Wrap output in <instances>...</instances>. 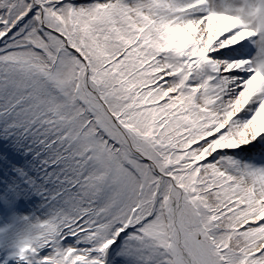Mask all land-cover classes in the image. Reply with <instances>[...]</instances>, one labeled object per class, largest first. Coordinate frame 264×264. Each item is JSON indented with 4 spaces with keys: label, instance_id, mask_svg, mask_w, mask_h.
I'll return each mask as SVG.
<instances>
[{
    "label": "rangeland",
    "instance_id": "374dc122",
    "mask_svg": "<svg viewBox=\"0 0 264 264\" xmlns=\"http://www.w3.org/2000/svg\"><path fill=\"white\" fill-rule=\"evenodd\" d=\"M182 1L0 0V32L11 29L0 39V52L10 50L0 57L4 67L14 65L9 84L28 110L27 124L11 114L1 125L14 137L16 126L38 133L51 125L63 149L41 188L42 197L56 191L55 198L24 209L21 194L9 195L0 183V264H264V0H248L249 10L236 0L245 25L222 37L231 23L224 17L234 13L213 10L219 0H205V12L201 0ZM187 15L199 19L195 32L174 23ZM80 20L89 31L109 30L111 44L120 39L105 69L107 52H89ZM62 52L69 69L51 65ZM221 58L249 87L231 114V105L218 102L229 80ZM4 67L0 108L13 92ZM245 124L250 137L238 132ZM151 131L164 148L149 145ZM211 183L212 193L197 190ZM203 197L225 202V211H203ZM224 214L236 220L227 235H240H209Z\"/></svg>",
    "mask_w": 264,
    "mask_h": 264
},
{
    "label": "trees",
    "instance_id": "16d2710c",
    "mask_svg": "<svg viewBox=\"0 0 264 264\" xmlns=\"http://www.w3.org/2000/svg\"><path fill=\"white\" fill-rule=\"evenodd\" d=\"M102 15H105V13H103ZM76 28H78L80 31H84L85 36L90 38L92 46L88 48V50L91 54H95L94 57H96L97 52L100 51L104 53L107 52L105 53L106 55L104 56V58L100 60V63L102 62V60H105L107 65V61L109 59L108 57H110V54L113 53L116 49L119 50L121 49V47H118L120 46V39L114 40L112 44L109 43L111 34L107 29L104 31V30H97L94 28L91 31L89 30L85 31V25L84 27L77 25ZM9 30L11 31V29H6L3 30V32H0V39L3 38L5 31L8 32ZM120 35H122L121 30H120ZM96 36H99L98 43H96L97 41ZM118 40L119 43H117ZM121 42H123V40H121ZM1 43L2 42H0V44ZM116 43L117 46L113 48V45H115ZM9 50L10 48L8 47L6 49H2L0 54L6 53ZM6 64H8V61L5 60V58L0 57L1 68L4 67ZM114 64H117L116 61ZM13 66L14 65L4 67V72H3L5 73V77H7V82L5 84L7 85V87H10L13 90V92L12 94H10L8 91H6L5 98L4 96H2V100H6V102H4V104L2 105L3 107L0 108V163H2L3 165V169L0 172V181H1L0 183L2 184L3 187H5L4 189L6 190V193H8L9 195H14L15 193L19 192L21 194V198H19L21 205L24 207V209H28L30 205L31 207H33L34 205L36 206L38 205V203L41 202V200L46 201L49 198L53 199L55 198L54 196L58 195L57 194L58 192L51 191L44 198V196L43 197L41 196V194L43 193L41 188L42 185H45L48 182V180L44 181L43 178H46L48 176V173L52 169L58 168L57 161L63 159V155H62L63 149L61 148L62 147L61 144H59L61 141L57 134V131L51 125H49L48 131L45 130L44 132H38V133H36V130H34L33 125L28 124L24 128H19L16 126L15 132L20 133L19 135H16V137H14L13 135L8 136V133L5 132L7 128L3 127L1 123L7 125L8 124L7 120H11L12 118L11 114L15 115L16 121L18 119H21L24 123L28 121V114H27L28 110H26L23 107V104L20 105L17 104L18 103V99H16L17 95L14 94L15 90L9 84L10 81L8 75H12V73L9 72L10 71L9 69H13ZM73 116L74 115L71 114L67 119ZM26 130L27 131L29 130V132L28 133L25 132ZM32 131L33 133H30ZM20 138L25 142L23 145L18 143ZM73 147L75 148V146ZM17 160L19 163L26 165V166H21L26 169V172H22L21 170L19 172V169L14 164V161ZM39 178L42 180L40 184L38 183ZM85 182L86 180H84L83 183ZM214 189H215L214 183H211V184H201L200 188L197 190H199L200 193L207 191L212 193ZM203 202H204L202 205V208L204 209L203 211L209 212L211 216L218 213V211H222V210L225 211L224 209H226V207H223L225 202L218 204L217 200L212 202V200H210L209 198L207 199L205 197H203ZM43 205L44 203L41 206ZM204 206H208V207H204ZM230 217L231 216L229 214H224L221 219L215 220V222H218V224L215 228H211L212 232L210 231L209 235L210 236H215V235L235 236L236 234L240 235L241 233L239 232H235L234 234L227 235V233H232L231 229L233 228V224L236 221L234 218L230 219ZM224 220H229L230 221L229 225H225ZM141 231L143 232V228L141 229ZM249 232L250 231H244L243 233L246 242H248L247 238H249L248 237ZM131 237L135 238L136 241L139 240L136 236H131ZM146 239L148 238L146 237ZM242 257H243L242 254L237 256L239 260ZM219 263L221 264V260Z\"/></svg>",
    "mask_w": 264,
    "mask_h": 264
},
{
    "label": "bare ground",
    "instance_id": "6f19581e",
    "mask_svg": "<svg viewBox=\"0 0 264 264\" xmlns=\"http://www.w3.org/2000/svg\"><path fill=\"white\" fill-rule=\"evenodd\" d=\"M193 1L194 0H184V1H182L183 3H181V4L182 5H184V4L186 5V4H189L190 2H193ZM201 3H202V8H201L202 11L205 12V11H209L210 10V6H209V2L208 1L201 0ZM235 3H236V0H219L217 2H213L214 6H215L213 10H223V11H221L222 13H227L228 12V13H234L235 14V17H233L231 19L229 17H226V16L224 17V18H226V21L228 19L231 20V23L223 26V33L219 37H222L223 35H226L228 33V31L231 30V29H238L239 27L245 25V22L242 20L243 19L242 16L240 14H238V12L235 10L236 9ZM181 4H179V5H181ZM244 5H245L246 10H249L250 9V2L248 0H245ZM120 13L121 12H118V14H120ZM66 15L69 18H73V16H74V15L70 14L67 11H66ZM124 20H119L117 23L123 22ZM197 20H199L198 17H195L193 15L192 16L191 15H187V16H184V17L177 18L176 20H174V23L178 27L183 26V25L184 26H187L191 31H194L195 32V28H197L196 26H198ZM98 21L101 22V23H103V22L105 23V18L104 19L103 18H100ZM77 25L84 27L82 20H80L79 22H77ZM87 30H88V28L85 27V31H87ZM81 32H83L85 34L84 31H81ZM213 38L215 39V43L219 42L218 39L216 40V35ZM56 41L59 43V40L57 38L55 39V42ZM55 42L52 41L53 48H54L53 50H56L57 49V45L55 44ZM66 59H69V55H67V52L57 53L55 55L54 59L51 60L52 61L51 62V65H52V67H60L62 69L65 67L66 69H69L70 67L67 66V61L68 60H66ZM223 59H225V58L219 59V62L220 63L224 62L227 65V67L226 66H222V71L224 70L225 72H227V75H228L227 78L229 80H227L225 83H223V87L220 88V91H219L220 93L217 94L218 97L220 98V100L218 99V102H219V104H224L226 108H228V106L231 105L228 108V111H227L228 114H231L245 100L246 95L249 92V87L245 83L239 84L238 81H235V79L233 77H231V76H234V75L228 72V69L230 68V63H228L229 62L228 60H223ZM105 66H106V61L105 60H102L101 66H100L99 69L102 70L103 68H105ZM79 69H76V70H78V74H79V71H80ZM78 74H77V76H78ZM107 77L109 78V75H107ZM204 82H205V79L203 78L202 79V84H204ZM205 83L207 84L208 82H205ZM215 90H216V92L218 91V89H215ZM232 92H234V94H236V95H235V97L230 98V102H229L228 101V98L232 94ZM73 96H77V91L76 92L75 91L73 92L72 97ZM126 115L129 116V114H126ZM221 118H222L221 115H218V117H217L218 123L221 122ZM252 123L254 125H260L259 123H261V119L259 118V119L256 120V122L253 121ZM138 126H139V124H138ZM141 127L142 128H145L142 125H141ZM84 132H86V133L89 132L88 128H86ZM238 132H239V134H245L246 133V135L248 137L251 136L250 135L251 133L247 131V125L246 124L243 125L242 128ZM149 145H152V147L154 146V149H153L154 151H156V149H161V148H164V146H166V144H164L163 142H162V145H160V146L157 145V140L154 139L153 131H151V133H150ZM148 149H150V147H148ZM136 158H138V157H136ZM147 160L150 161L152 164L155 165V163L153 161L155 159L153 157L148 156ZM112 172H113V166L111 164V177H112V174H113ZM112 180H113V178H112ZM107 201L108 200L105 199L103 201L102 205L105 202H107ZM163 203H164V201L161 199L160 200L161 207L163 206ZM162 209H163V211L166 212V208H162ZM167 213L168 214H171V222L173 220L174 223H175V221H176L175 220V217L173 219L172 213L170 212V210ZM175 214H177V213L175 212ZM219 219H221V217L217 218L216 220H219ZM175 225L178 228V224L175 223ZM166 226H167V228L169 227V224L167 222H166ZM246 226L247 227H252V225H246ZM248 231H252L253 232L252 229L251 230H248ZM260 243H261V241H257V246L260 245ZM170 248L171 247H167V249H169V250H170ZM177 253L180 256H182L181 252H178V250H177ZM21 261H22V259L21 258H18V261L17 262H21Z\"/></svg>",
    "mask_w": 264,
    "mask_h": 264
}]
</instances>
